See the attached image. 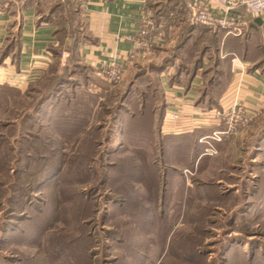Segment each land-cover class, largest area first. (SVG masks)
<instances>
[{
	"label": "rangeland",
	"instance_id": "1",
	"mask_svg": "<svg viewBox=\"0 0 264 264\" xmlns=\"http://www.w3.org/2000/svg\"><path fill=\"white\" fill-rule=\"evenodd\" d=\"M39 1L58 28L52 62L27 85L0 76V264H264V113L213 155L157 132L160 74L191 73L214 42L181 47L171 3L185 1L153 6L163 47L118 82L78 63L80 2ZM217 62L206 83L223 72L221 90L231 70Z\"/></svg>",
	"mask_w": 264,
	"mask_h": 264
},
{
	"label": "crops",
	"instance_id": "2",
	"mask_svg": "<svg viewBox=\"0 0 264 264\" xmlns=\"http://www.w3.org/2000/svg\"><path fill=\"white\" fill-rule=\"evenodd\" d=\"M77 1L80 2L79 10L84 17L78 35L72 39L78 63L97 76H100V69L116 57L127 68L132 62L129 59L133 49L132 39L140 38L145 18H154L152 9L159 0ZM39 5V0H0V56L11 41L17 42V46L10 47L0 63V76L4 79L22 80L27 85L40 78L53 60L52 49L60 45L58 28L52 19L40 20ZM171 7L178 19L173 28L174 33L179 34L189 27L188 38L182 42V48L191 45L194 39H204L205 43L211 35L216 39L213 44L203 45L205 50L200 53L201 63L191 73L184 68L175 75L172 69L160 74L165 112L177 111L181 114L175 124H162V135L178 136L201 128L199 132L202 134L198 137L201 144V137L221 128L216 120L205 124L200 118L204 112L214 110L208 106L210 102L227 108L238 100L256 114L254 119L264 113V18L260 17L261 22H258V19L241 12V34L247 30L244 38L226 29L212 30L193 24L191 9L186 3L184 9H180L176 3H171ZM51 14L54 13L51 11ZM238 40L246 42L243 54L233 52L232 45ZM173 41L171 38L167 43ZM161 47L154 46L153 49ZM212 51L215 57L209 55ZM214 58L218 61L216 66H221L227 60L231 70L230 80L221 90L223 72H220V77L216 76V83L206 86L210 74L206 65ZM201 155L198 157L201 158Z\"/></svg>",
	"mask_w": 264,
	"mask_h": 264
},
{
	"label": "built area",
	"instance_id": "3",
	"mask_svg": "<svg viewBox=\"0 0 264 264\" xmlns=\"http://www.w3.org/2000/svg\"><path fill=\"white\" fill-rule=\"evenodd\" d=\"M191 9L192 22L196 25H203L212 30L226 29L229 33L241 34V12L251 17L264 18V0H184ZM152 22L145 18L140 38L132 39L133 49L129 59H147L152 54L154 46H161L163 38L150 33ZM125 71V66L119 58H115L100 69V76L110 82H118ZM202 114V113H201ZM203 115L213 118L221 125V128L212 131L211 134L200 138V142L206 143V153L216 154L217 148L214 143H219L225 138L235 135L240 129L247 126L255 118L256 114L249 111L238 100H235L227 108L222 110L214 109L211 112H204ZM181 117L180 112L166 111L163 116V123L175 124ZM202 120L205 124L209 122ZM205 153V154H206Z\"/></svg>",
	"mask_w": 264,
	"mask_h": 264
},
{
	"label": "trees",
	"instance_id": "4",
	"mask_svg": "<svg viewBox=\"0 0 264 264\" xmlns=\"http://www.w3.org/2000/svg\"><path fill=\"white\" fill-rule=\"evenodd\" d=\"M256 20L258 19V22H261L260 20H259V18L260 17H254ZM40 20L41 21H43V20H51L50 18H48V17H40ZM258 22H256V23H258ZM211 29V28H210ZM246 35H247V30L245 31V32H243V34H241V36H243L244 38L246 37ZM212 36V35H211ZM209 37L210 39H213V40H215L216 39V37L215 36H212V37ZM16 44H17V42L14 40V42L13 41H11L10 42V46L8 45L5 49H4V51L2 52V54H1V56H0V63L2 62V60H3V58H4V56L6 55V53L8 52V50H9V48L11 47H14V46H16ZM237 44V48L236 49H240V52L239 51H237L234 47H236L235 45ZM236 44H233L232 45V48L234 49V51L233 52H235L236 54L237 53H239V54H243V52H244V50H245V47H246V42H245V40H238L237 42H236ZM205 50V48H202V51H204ZM201 51V52H202ZM200 61H198L199 62V64L201 63V59H199ZM199 64H196L195 65V67H194V69H193V71L195 70V68H197V66L199 65ZM165 67V66H164ZM168 67V64H166V68ZM164 69V68H163ZM216 76L217 75H215L214 77H211V78H209L208 79V82L206 83V86H209L210 84H212L213 82L214 83H216V81H217V79H215L216 78ZM223 84V83H222ZM42 102V101H41ZM41 102L39 103V104H41ZM211 103H213V102H210V104H208V106L210 107V109L212 108V109H218V110H222L223 109V107H221L220 105L218 106V105H213V104H211ZM208 107V108H209ZM210 109H207L208 111L210 110ZM164 112H165V108H164ZM163 112V113H164ZM161 116H162V114H161ZM162 118V117H161ZM162 124H163V120H160V122L157 124V132L158 133H160L161 135H162V133H161V130H162ZM199 131H202L201 130V128H195V129H193L192 131H189V132H183L182 134H177L178 136H176V137H181V136H183V135H189V136H193V135H195V137H196V142H197V144L198 145H200V146H203L202 144H200L199 143V141H198V137L202 134V132H199ZM156 132V133H157ZM163 136H166V135H163ZM166 137H172V136H166Z\"/></svg>",
	"mask_w": 264,
	"mask_h": 264
}]
</instances>
